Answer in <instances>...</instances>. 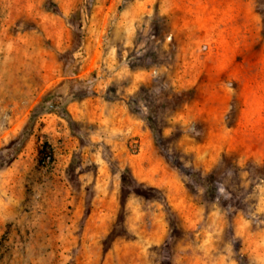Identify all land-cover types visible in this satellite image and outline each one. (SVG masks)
<instances>
[{
  "label": "rangeland",
  "instance_id": "1",
  "mask_svg": "<svg viewBox=\"0 0 264 264\" xmlns=\"http://www.w3.org/2000/svg\"><path fill=\"white\" fill-rule=\"evenodd\" d=\"M0 264H264V0H0Z\"/></svg>",
  "mask_w": 264,
  "mask_h": 264
},
{
  "label": "trees",
  "instance_id": "2",
  "mask_svg": "<svg viewBox=\"0 0 264 264\" xmlns=\"http://www.w3.org/2000/svg\"><path fill=\"white\" fill-rule=\"evenodd\" d=\"M73 37H74V49H77L78 47H80L83 43V33H82V29L80 28V26H78L76 29L73 30ZM86 93H83V95H85ZM34 117H31L29 119V121L27 122V124L25 125L21 135H20V142L21 144H19L17 146V150H19L22 147V144L26 141L27 137L31 134V129H32V124L34 121ZM130 178V172L128 169L125 170V172L123 173L122 176V180H123V184H126L128 182ZM212 178V175H208L205 178V182L209 183L210 179Z\"/></svg>",
  "mask_w": 264,
  "mask_h": 264
}]
</instances>
